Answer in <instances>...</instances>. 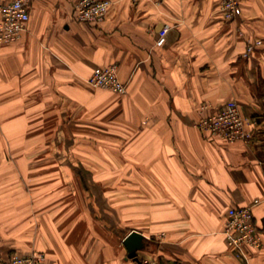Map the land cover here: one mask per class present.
<instances>
[{
	"label": "crops",
	"instance_id": "0c3cea01",
	"mask_svg": "<svg viewBox=\"0 0 264 264\" xmlns=\"http://www.w3.org/2000/svg\"><path fill=\"white\" fill-rule=\"evenodd\" d=\"M77 1L32 0L0 46V264H264V0L232 20L222 0H112L98 23ZM110 63L125 93L87 82ZM230 99L249 142L195 125ZM256 198L263 245L237 257L226 212Z\"/></svg>",
	"mask_w": 264,
	"mask_h": 264
},
{
	"label": "built area",
	"instance_id": "2783aa9c",
	"mask_svg": "<svg viewBox=\"0 0 264 264\" xmlns=\"http://www.w3.org/2000/svg\"><path fill=\"white\" fill-rule=\"evenodd\" d=\"M32 0H0V46L16 41L27 29ZM112 5V0H78L74 12L81 22L98 23L103 21ZM221 11L227 20H232L242 13L241 0H222ZM163 36L159 39L161 42ZM261 40L247 44L245 55H250ZM87 82L94 87L108 88L117 93H125L127 85L118 73V64L96 66L87 77ZM196 127L213 136L230 142H249L253 138L249 120L243 116L240 105L235 99L223 103L216 111L196 121ZM264 199V196H263ZM261 199H254L249 205L231 206L226 212L224 234L229 248L237 257L243 256V245L259 248L263 245L260 229L254 220L253 206ZM8 264H48L43 251L13 253Z\"/></svg>",
	"mask_w": 264,
	"mask_h": 264
},
{
	"label": "water",
	"instance_id": "95a60500",
	"mask_svg": "<svg viewBox=\"0 0 264 264\" xmlns=\"http://www.w3.org/2000/svg\"><path fill=\"white\" fill-rule=\"evenodd\" d=\"M144 235L137 230H132L123 239V243L127 249V257L138 260L137 252L144 246Z\"/></svg>",
	"mask_w": 264,
	"mask_h": 264
},
{
	"label": "rangeland",
	"instance_id": "374dc122",
	"mask_svg": "<svg viewBox=\"0 0 264 264\" xmlns=\"http://www.w3.org/2000/svg\"><path fill=\"white\" fill-rule=\"evenodd\" d=\"M161 236H162V234H161ZM161 238V237H160Z\"/></svg>",
	"mask_w": 264,
	"mask_h": 264
}]
</instances>
